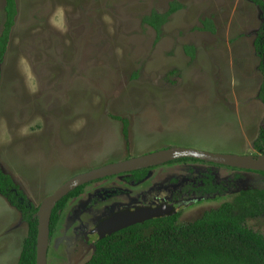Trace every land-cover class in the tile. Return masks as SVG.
<instances>
[{"label": "rangeland", "instance_id": "rangeland-1", "mask_svg": "<svg viewBox=\"0 0 264 264\" xmlns=\"http://www.w3.org/2000/svg\"><path fill=\"white\" fill-rule=\"evenodd\" d=\"M172 4L178 8L157 36L143 18L166 14ZM15 7L0 62V170L29 205L39 208L69 178L143 150L198 145L212 153H257L251 146L264 108L253 41L264 10L251 0H15ZM116 117L127 120L126 137ZM200 167L207 169L193 165ZM186 169L161 168L153 178L164 184ZM209 169L223 183L235 174L236 183L262 181ZM235 198L227 193L185 209L179 223ZM87 202L80 196L66 205L47 264H84V251L85 258L92 253L80 236L99 216L76 220ZM248 225L264 234V214ZM69 230L79 238H69ZM26 235L21 213L0 196V264H17Z\"/></svg>", "mask_w": 264, "mask_h": 264}, {"label": "trees", "instance_id": "trees-1", "mask_svg": "<svg viewBox=\"0 0 264 264\" xmlns=\"http://www.w3.org/2000/svg\"><path fill=\"white\" fill-rule=\"evenodd\" d=\"M264 10L262 0H251ZM4 27L0 35V62L6 51L8 36L16 15L15 0H6ZM171 5L166 14L152 12L143 18L159 36L161 28L178 6ZM211 24L203 22L204 29ZM262 76L258 98L264 108V22L253 41ZM123 133L127 135L126 120ZM258 153L264 152V116L253 144ZM188 161V159H182ZM192 160V159H189ZM142 177L143 173L138 172ZM264 177V172L260 173ZM132 175L137 176L136 173ZM208 190L223 194L222 186L212 185ZM82 187L63 198L52 211L50 232L58 222L57 212L65 202L77 196ZM0 196L21 213L27 224V235L21 245L17 264H35L38 208L27 203L26 197L12 179L0 170ZM231 202L210 210L198 220L180 224L178 215L155 218L143 224L123 229L95 244V251L85 264H264V234L249 227L250 219L263 211L264 191L244 193Z\"/></svg>", "mask_w": 264, "mask_h": 264}, {"label": "flooded vegetation", "instance_id": "flooded-vegetation-1", "mask_svg": "<svg viewBox=\"0 0 264 264\" xmlns=\"http://www.w3.org/2000/svg\"><path fill=\"white\" fill-rule=\"evenodd\" d=\"M115 119L121 122L123 126L122 120H125V119H122L120 117H116ZM262 120H263V117H262ZM128 126L129 124L127 125V129H128ZM126 136L127 135L124 134V137ZM256 139L257 137L254 139L252 146H251L254 152H257L253 147V144ZM171 147L173 146L159 147V149L155 151L143 150L144 152H140L136 155H133L132 153L130 156L123 158L121 161L129 160L131 158H137V157H140L146 154L162 151V150H165ZM177 147L189 148V149H195V150L208 152L204 149H201V146H198V145L177 146ZM213 153H217V152H213ZM219 154H224V153H219ZM232 154L239 155V156H252V157L264 156V152L263 153L257 152L255 154H250V155L236 154V153H232ZM182 159H188V161H183ZM189 159H192V158L176 159L173 161H169V162L156 165V166H152V167H148L145 169L112 175V176L105 177L99 180H95V181H92L85 185L80 186L82 187L81 192L77 196H72L68 198L62 210L61 211L59 210L57 212L58 220H59L60 215L62 216L63 212L66 209V205L68 204V202L73 199H78L80 198V196H82V197H85V199H88V202L85 205V209L82 210L84 212L80 213V217L78 216L79 219H76V220H78L80 223H84L87 220L88 221L91 220L95 215L99 216V218L93 224V227L92 228L90 227L88 231L82 232L80 236L81 239L83 238L85 240L86 239L89 240L90 242L89 248L92 250V253L87 258H85V256L88 254H86L84 251L80 260H82L83 262L84 261L87 262L95 251V244L98 241L109 238L113 235L112 234L108 237L98 239L94 235L93 231L95 230V228L97 227L99 223L107 220L108 218H110L111 216L117 213H120L123 211L132 212L138 209H155V208L164 207L165 209H168L167 213L157 218L178 215V222H179L180 218L183 216L182 215L183 210L185 209L191 210V208L196 207L200 204H203V202L219 200L221 197H223L227 193L230 195L235 194V197L237 198L247 192L250 193V192L264 191V177L260 174L263 171H250V170L229 167V166H225L221 164H213L210 162H205V161L196 160V159H192V160H189ZM111 161L104 163V165H108L111 163H117V162H113V161L111 162ZM181 164L182 166L187 167L186 169L187 171L185 174H182L179 177H174V175H171L166 178V180L164 181V184L156 183V180H154L155 175H156V172H155L156 170H160L161 168H165V167L170 168V166H173V165L176 166V165H181ZM104 165H100L95 168H99ZM193 165H205L207 166V169L205 168L203 170L201 169V167L198 169H195L193 168ZM210 167L211 168L213 167L226 168V169H230L235 172L256 174L262 177V181L260 184L250 183L249 185L244 184L243 182L242 184L236 183L235 181H238L241 178V176L239 174H235L232 178H230V180H228V183H223L217 180L215 173L209 169ZM95 168H92V169H95ZM138 172L143 173L144 176L142 177ZM133 173H136L137 176L132 175ZM208 179H212L210 181L212 185H215V186L221 185L222 186L221 189H224V193L218 194V193H213L211 190H208L210 187L208 185ZM99 181L102 182L104 185L102 186L100 183L94 184L95 182H99ZM234 201L231 203L234 204L235 203ZM224 203H228V202H224ZM262 206H263V211L262 213H260L261 215L264 214V203L262 204ZM77 211L79 212L80 209H78ZM260 214L259 216H261ZM68 226L70 227V224ZM72 226H74V224ZM72 226L70 227V229L72 228ZM56 227H57V223L54 226L53 232H50V228H49V240L54 235ZM64 228L65 227L62 228V231H64ZM63 234L66 235L65 232H63ZM67 236L71 239L79 238L76 236V231L73 232L72 230H69V234ZM77 246H79L78 243H77ZM47 256H48V250H47Z\"/></svg>", "mask_w": 264, "mask_h": 264}, {"label": "water", "instance_id": "water-1", "mask_svg": "<svg viewBox=\"0 0 264 264\" xmlns=\"http://www.w3.org/2000/svg\"><path fill=\"white\" fill-rule=\"evenodd\" d=\"M181 158H192L238 169L264 172V156H239L235 154H219L189 148L171 147L137 158L104 165L76 175L63 183L52 194L46 196L38 208L36 214L38 225L35 264H47L51 214L55 205L70 192L95 180L145 169ZM167 211L168 209H165L164 207L155 209H138L132 212L123 211L99 223L93 233L98 239L105 238L123 229L163 216Z\"/></svg>", "mask_w": 264, "mask_h": 264}, {"label": "clouds", "instance_id": "clouds-1", "mask_svg": "<svg viewBox=\"0 0 264 264\" xmlns=\"http://www.w3.org/2000/svg\"><path fill=\"white\" fill-rule=\"evenodd\" d=\"M3 198V197H2Z\"/></svg>", "mask_w": 264, "mask_h": 264}]
</instances>
